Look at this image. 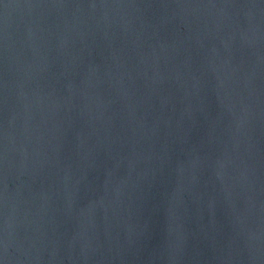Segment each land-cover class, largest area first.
Here are the masks:
<instances>
[{
	"label": "water",
	"instance_id": "1",
	"mask_svg": "<svg viewBox=\"0 0 264 264\" xmlns=\"http://www.w3.org/2000/svg\"><path fill=\"white\" fill-rule=\"evenodd\" d=\"M0 264H264V0H0Z\"/></svg>",
	"mask_w": 264,
	"mask_h": 264
}]
</instances>
